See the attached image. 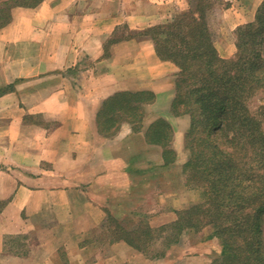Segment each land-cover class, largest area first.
Listing matches in <instances>:
<instances>
[{"label":"crops","instance_id":"obj_1","mask_svg":"<svg viewBox=\"0 0 264 264\" xmlns=\"http://www.w3.org/2000/svg\"><path fill=\"white\" fill-rule=\"evenodd\" d=\"M179 2L11 9L0 28V264H211L209 241L176 228L200 191L180 69L131 34L171 22ZM122 94L131 103L116 114Z\"/></svg>","mask_w":264,"mask_h":264},{"label":"trees","instance_id":"obj_2","mask_svg":"<svg viewBox=\"0 0 264 264\" xmlns=\"http://www.w3.org/2000/svg\"><path fill=\"white\" fill-rule=\"evenodd\" d=\"M38 1L0 0V28L9 23L10 11L13 7H33ZM262 5L264 8V2ZM193 15V13H184L171 22L144 30L145 34L153 40L158 56L174 62L180 69L177 83L178 104L189 110L192 116L191 130L188 133V144L191 148V160L187 165L189 180L194 184V179L200 178L201 186L206 183L205 193L209 196L217 195H214L213 201H220L215 200L216 198L233 201L261 198L264 196L261 186L253 191L245 188V193L236 194V186L233 185L226 191V185L231 182L236 183L237 180L239 183L247 180L246 177H242L244 178L242 180V178L239 179L240 176L227 173L231 164L234 165L233 169L240 168L245 172L264 167V132L261 122L256 119V114L253 115L249 111L245 101L248 90L262 85L264 88V56L262 58L259 53H255L253 59L257 62L249 65L240 60L225 61L217 55L211 31L203 19V12L201 11L197 17ZM253 28L256 30L255 34L264 36V20L262 28H257L254 23H250L247 27L250 39L256 42L255 34L251 33ZM236 66L245 71L246 78L236 79L232 73ZM111 101H113V110L118 112L116 114H120L121 111L126 112L131 103L130 96L126 94L115 96ZM237 123H240L239 126H236ZM240 129L251 135L253 131H256V137L262 144L255 150L256 154L251 164L241 161V165L238 166L234 153L220 147L217 141L224 138L231 143L236 141L237 144L236 134L242 135ZM228 130H236V134L229 138ZM198 140L202 141L199 147L200 142L196 144ZM205 148H209L208 151H204ZM239 160L242 159L239 158ZM257 177V180L256 178L249 180L251 184L255 185L258 182L263 184L262 176L257 175ZM246 193H249L248 197H244L247 196ZM252 212L255 213V222L252 220L251 228L255 229L254 232H258L259 237L262 231H259L258 223L263 221L264 205L259 208L250 205L248 210L243 206L222 209L215 202L207 207L203 204L192 206L179 214L176 228L180 233L184 228L198 231L204 225L212 224L215 231L226 226L227 231L235 232L245 221L249 223ZM261 238H251L247 245L250 251L257 253V262L264 264V252H262L264 244ZM254 246L262 247L254 248ZM240 249L238 244L229 243L228 240L223 239L220 264H257L256 261H249L247 254L244 256L239 254Z\"/></svg>","mask_w":264,"mask_h":264},{"label":"rangeland","instance_id":"obj_3","mask_svg":"<svg viewBox=\"0 0 264 264\" xmlns=\"http://www.w3.org/2000/svg\"><path fill=\"white\" fill-rule=\"evenodd\" d=\"M259 4H257V0H180L179 4L177 5L176 13L173 16V20L176 19V17L181 14H189L193 13L196 17L199 15V13L203 12V19L207 26L209 27L213 39V46L216 49V42L220 41V45L222 46L223 52L224 50H232L233 54L227 58L221 57L219 53L217 52V55L224 59L225 61H242L245 62L246 65L250 63H254L257 61H254L253 57H255V53H259V56L263 58L264 56V36H258L256 33V30L253 28L251 30V33L255 34L254 39L257 41L254 42L250 39V35L248 33V25L250 23H254L257 28H262L263 26V20H264V8H262V3L264 0H258ZM10 4V2H9ZM256 5V6H255ZM193 15V16H194ZM236 15H243L251 16V21H246L243 19L241 24L237 26L235 29L231 28L232 24L235 25V21L237 20ZM185 16V15H184ZM183 17V16H182ZM231 30H233L231 32ZM264 30V28H263ZM131 32V31H130ZM140 37H148V35L145 34V32H131V34H135ZM136 36V37H138ZM139 37V38H140ZM239 45H241L239 47ZM230 48V49H229ZM217 51V50H216ZM246 65H244L246 67ZM232 73L236 76V79L242 80L246 78L245 71L240 70L239 66H236V69L232 71ZM246 104H248L247 108L249 111L254 115L256 114V119H258L261 122L262 131L264 132V88L263 85L260 87H256L255 89L248 90L247 96L245 97ZM240 123H237L236 126H239ZM242 132V135L236 134V130H228L227 133L229 135V138L235 133L236 137H238L237 144L236 141L231 143L227 139L221 138L217 141V143L220 145V147H224L225 150L232 151L234 153V156L237 160V165L240 166L241 161L249 162L251 164L253 162V159L255 157V150L260 148L261 146V140L256 137V131H253V135H251L248 132L243 131V129H240ZM250 134V135H249ZM216 136V132L214 133ZM228 137V136H227ZM228 138V139H229ZM200 142V144H198ZM252 142V143H250ZM202 141L198 140L196 144H198V147L201 145ZM235 144V146H233ZM202 149V148H201ZM209 148H205L204 151H208ZM242 159V160H239ZM233 164H231L230 169L227 171V173L233 174L235 176H240L239 179L242 177H246V181L243 183H239V180H237V184L231 182L230 184L226 185V191L228 188H232L233 185L236 186V194L238 193H245V188L250 190H255L258 186H261V192L264 191V167L260 169H250L248 172L243 171L242 169L235 168L233 169ZM255 166V162L253 163V167ZM257 175L262 176L263 184L257 183V184H251L249 180H252L256 178ZM195 183L194 185L198 187L199 195L196 197V200L194 201L193 206L201 205L203 204L204 207H207V205H212L213 202L217 203L222 209H227L231 207H245L247 210L250 205H254L255 208H259L261 205H264V196L261 198H250L247 201H233L230 199L220 200V201H213V197L209 196L206 192V183H203V186H201L202 183L201 179H194ZM244 180V178H242ZM253 185V186H252ZM225 191V192H226ZM224 192V191H223ZM247 192V191H246ZM219 193V192H218ZM221 194V193H220ZM249 194V193H248ZM247 193L244 197H248ZM217 196V195H215ZM210 203V204H209ZM252 217L247 224V221H245L240 228H238V231H227L225 228L226 226H223L224 228H220L219 230L215 231V228L212 224L204 225L202 228H200L198 231H194V233H200V236H195V239H204L209 241L210 243V252H211V264H220V257H221V251H222V241L228 240L229 243H235L238 244V246L241 247L239 254L242 256L246 255L248 256L249 261H256L257 253L252 252L249 250V246L247 245L248 240L250 241L252 239H259V237L262 239L264 244V217L262 218L263 221L258 223L260 226L259 231L261 230V235L259 237L257 236L258 232H254L255 229H252V220L255 222V213H251ZM206 222V221H205ZM207 223V222H206ZM230 221L228 222V224ZM240 230V231H239ZM258 231V230H257ZM244 244V245H243ZM262 247V246H254V248ZM262 252H264V245L262 247ZM257 264H261L257 262Z\"/></svg>","mask_w":264,"mask_h":264}]
</instances>
